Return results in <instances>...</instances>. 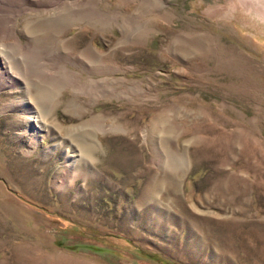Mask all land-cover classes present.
I'll list each match as a JSON object with an SVG mask.
<instances>
[{
	"label": "rangeland",
	"instance_id": "374dc122",
	"mask_svg": "<svg viewBox=\"0 0 264 264\" xmlns=\"http://www.w3.org/2000/svg\"><path fill=\"white\" fill-rule=\"evenodd\" d=\"M0 264H264V0H0Z\"/></svg>",
	"mask_w": 264,
	"mask_h": 264
},
{
	"label": "bare ground",
	"instance_id": "6f19581e",
	"mask_svg": "<svg viewBox=\"0 0 264 264\" xmlns=\"http://www.w3.org/2000/svg\"><path fill=\"white\" fill-rule=\"evenodd\" d=\"M14 75V74H13ZM12 75V77H15L16 78V75L15 76H13ZM28 103V104H27ZM29 103H30V101L28 100L27 102H26V106H28V108H26V109H29L28 110V119H26V121H27V124H28V128H27V130L28 131H31L32 133H35L36 132V130H38L37 128H43V124L44 123H42L41 122V120L39 119V117L36 115V113L34 112V111H31L32 109H30V107H29ZM25 105V104H24ZM41 128V129H42ZM47 130V129H46ZM30 132V133H31Z\"/></svg>",
	"mask_w": 264,
	"mask_h": 264
}]
</instances>
